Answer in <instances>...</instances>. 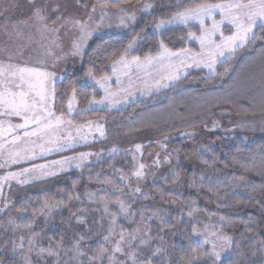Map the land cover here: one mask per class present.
<instances>
[{"label": "trees", "instance_id": "trees-1", "mask_svg": "<svg viewBox=\"0 0 264 264\" xmlns=\"http://www.w3.org/2000/svg\"><path fill=\"white\" fill-rule=\"evenodd\" d=\"M137 1H107V4L116 7ZM174 1H163L156 14L143 20L126 36L113 35L95 40L84 56L81 71L75 75L69 74L55 86V113L67 116V103L75 87V99L81 111L75 120L83 122L97 117L105 118L110 122V139L125 146L167 138L182 129L199 128L225 114L239 119L264 117V85L261 84L264 40H257L241 49L226 65L219 64L216 68L218 75L209 77L205 71H193L168 90L126 109L117 112L84 111L89 101L101 98V93L90 84L82 87L89 69L97 78L110 76L111 65L122 53L124 57L132 59L153 58L160 51L161 41L174 52L189 49L197 53L198 45L188 38L190 34L199 35V27L172 28L159 37L151 34L150 29L158 21L170 19L177 12L199 4L228 2L183 0L179 5H172ZM104 3L102 1L100 5ZM230 32L225 28V34ZM133 41L138 44L128 55L124 50ZM225 67L228 71H225ZM191 140L187 138L181 141ZM198 161L201 166L199 171L188 170L183 162H177L175 170L163 175L156 187H148L145 192L149 200L150 191L157 195L161 193L166 205L173 198L182 206L184 213H171L164 207L159 210L158 218L149 215L152 218L148 219L149 222L143 219L149 227V241L144 245L133 243L129 247L127 241L130 237L124 236L127 247L142 262L150 260L151 264H211L213 258L202 255L209 249L193 238V225L196 229L203 228L195 216L203 215L213 230L232 238L233 253L219 264H264V139L247 143L238 136L227 139L217 136L210 139ZM131 166V159L120 155L114 162L100 161L94 166H87L81 175L57 178L48 189L31 191L18 198L0 217V264H25L28 241L31 239L38 246L37 237L41 239L40 247L52 249V254L47 251L43 256L45 259L41 264H106L105 260L88 261L86 256L81 261L75 259L77 244H91L88 249L94 255L100 248L97 241L104 239L100 237L103 219L95 204L98 197L94 202L87 201V192L94 193L92 187L97 189L102 185L123 189L121 183L112 182L110 173L106 172L127 173ZM176 173L180 178L173 183ZM239 177L244 179L239 180ZM183 178V190L176 189ZM117 197L109 201L106 217L109 229L114 226L112 214L119 212ZM144 200L141 202L146 204ZM45 201L55 205L47 216L41 214ZM146 209L155 212L150 206ZM79 216L88 218L92 226L90 234L81 235L77 231L75 219ZM29 224L32 225L31 229L28 228ZM115 225L124 235L132 234L136 228L135 223L122 220H116ZM29 231L36 235L29 236ZM81 236L84 238L81 239ZM20 244L23 246L17 251ZM93 246L98 248L94 249Z\"/></svg>", "mask_w": 264, "mask_h": 264}, {"label": "rangeland", "instance_id": "rangeland-1", "mask_svg": "<svg viewBox=\"0 0 264 264\" xmlns=\"http://www.w3.org/2000/svg\"><path fill=\"white\" fill-rule=\"evenodd\" d=\"M105 0H34L36 6L45 7V22L48 24L49 29L59 28L58 31H44L40 23L36 22L33 17L34 7L33 2L30 0H0V61L5 63L9 62L8 57H12V63L25 64L28 66L36 67H45L48 71L56 73L54 87L61 83L62 80L69 74H77L81 71L84 61V56L88 51L91 44L97 40L105 37L117 35V36H126L133 29H135L143 20L156 14L163 4V1L166 0H139L133 2V4H121L116 7L106 5L101 8L100 3ZM108 2H118L120 0H107ZM183 0H175L172 5H179ZM151 4L152 7L147 10H142L143 5ZM96 6V11L92 12V7ZM54 11L53 9H57ZM118 8H124L127 10V14H135V21L127 22V27L120 25V19L117 14ZM107 12L108 16H105L103 21H101V13ZM62 17H72L81 20H87L88 16H92V20L89 21V24L93 27L99 25L96 31L93 33L91 38L88 39L87 43L83 47L82 56H72V43L78 39L79 31L78 29L72 28L70 25H65L64 27H59L63 23L62 20L57 21V16ZM170 19L167 20H171ZM215 19L220 20L219 12L216 13ZM166 20V21H167ZM53 21H56L54 24ZM159 22V21H158ZM157 22V23H158ZM212 19H205L204 27L211 28ZM197 26L200 29V34H192L193 37H199L202 35V29L199 22L190 20L186 25L185 24H169L161 30H156L155 25L150 29V33L159 37L166 30L179 27H190ZM225 28H228L231 32L230 34H225ZM220 31L223 32L224 36L231 35L234 29L226 21L221 25ZM189 41L195 42L199 51L197 53L186 49L189 53L193 55H198L201 51V45L199 40L190 37ZM214 41L219 43L220 32L218 31L215 36L212 37ZM138 42L136 41L133 44V47L128 51V55L132 53ZM51 50V55H48V51ZM161 50V49H160ZM174 52V51H173ZM179 52V51H175ZM60 57V59H56ZM156 57V56H155ZM153 57V58H155ZM126 61L130 63L129 67H124L121 65H116V71L113 72V65L110 67V76H107L108 87L110 91L118 92L120 96H123L124 93L119 90L129 87V82H133L134 96L128 98V102L117 105L114 108L102 107L98 104L90 105L88 104L85 112H117L123 109L128 108L131 105L136 104L139 101H143L150 97H153L161 92L168 90L170 87L175 85L179 80L186 77L189 73L193 71H205L208 76V69L200 66H192L184 68L183 71L187 75H182L181 78L174 82H169L168 80H161L160 77L163 74L162 70L156 66H150L148 68H137L134 63H131L134 59L124 57ZM43 61L44 64L41 65L39 62ZM141 62L145 60H140ZM55 62V66L53 63ZM219 65V63L216 65ZM97 78V77H96ZM102 77H98L100 79ZM119 78V83L117 79ZM160 81L161 84H167V87H152L150 94L142 95L141 92L144 89L145 84L155 85L156 81ZM97 91L101 93V100L105 96L104 89L99 85H95L94 82L89 83ZM73 97V95H72ZM72 97L67 103V116H62L64 121H72V124L69 125L65 123L61 126L62 134L71 132L73 136H77V128L81 127L83 129V134L87 136V141L80 140L77 136V139L73 142L74 146L66 148L64 151H53L52 153L42 155L40 149L36 148V155L34 158L22 161L19 164L6 165L3 168H0V176H5L8 172H18L23 168H31L34 164H47L52 160H61L64 157H76V160L67 167L66 170L60 171L57 175L53 176H43L35 179H29L27 183L21 184L16 180H9L3 182V187L0 189V217L4 212L21 196L35 190H44L51 187L54 184V180L63 176L71 175H81L82 171L87 166H94L100 161L109 160L114 162L120 155L128 157L132 161L131 169L127 173H119L116 171L108 170L106 173H110L109 179L112 182H120L123 189L118 188H108L107 185H102L97 189L92 187V192H87L88 200L94 202L98 197V201H95L97 208L103 219L102 224V235L100 237L108 236V241L105 242L104 239H99L97 244L99 247L104 246L108 249V252L105 253L102 261H106V264H110L108 256H113V264L116 261L120 264H133V260L129 255H124L121 253L113 254L112 248L115 246V243L120 240V234L123 233L116 228V220L126 221L128 223H135L136 228L132 234L124 235L125 237H130V240L135 244L144 245L149 241V227L148 224L143 222L145 218L148 221L151 220V217L158 218L159 210L164 208L171 213L183 214L184 209L182 206L173 198L169 200V204H165V200L160 193L157 195L155 192L150 191L149 197L150 200L145 196L146 189L148 187H156L159 184V180L163 175L170 174L174 169L177 162L182 163L183 166L188 170H197L201 169L199 164V155L202 153V150L206 148L209 144L210 139L214 137L221 138H231L238 136L245 140L247 143L254 142L256 140L264 139V117L252 118V119H239L235 117H230L228 114H225L222 118H215L209 124H205L199 128H193L188 131L182 129L178 133H173L174 135H168L167 138H159L152 142H141L137 143L141 145L139 152L136 151L135 145L125 146L121 142L112 141L110 131L108 127L110 122L105 118L97 117L93 119H88L85 121H76L75 118L80 114L78 108V103L75 101L72 103V109L69 111V103L72 101ZM96 100V101H99ZM52 108H54V99L51 102ZM57 115V114H56ZM61 116V115H57ZM0 119H5L0 117ZM11 123H22L21 120L17 117L7 118ZM99 125L103 128L104 136H101L98 131H96V126ZM112 129V128H111ZM109 131V132H108ZM185 133H193V135H185ZM20 135L23 134V130H20ZM192 138L191 141H181L183 139ZM11 139V137H8ZM38 143H43L39 141L37 137L31 138ZM130 140V139H129ZM131 141V140H130ZM173 141H180L179 143H173ZM215 145L218 146V143L215 142ZM7 148L12 147H24L21 143L18 146L7 145ZM115 148L117 151L112 152V149ZM86 152L92 153L81 163L79 160V153ZM167 157V160H165ZM4 158H7V151L4 153ZM159 159V163L156 161ZM4 161L0 159V163ZM77 163H80V167H77ZM143 163L145 168L143 169L144 175L142 178H137L133 175V172L139 168V165ZM113 166V165H112ZM31 176L32 173L26 174ZM185 176V175H184ZM124 177V179H121ZM25 177H20L24 179ZM58 180V179H57ZM184 178L181 179L180 183L177 184L176 189L183 190ZM139 187L140 191L136 192L135 189ZM127 188L124 192V189ZM124 192V193H123ZM90 194H92L90 196ZM118 196V197H117ZM118 206V214H112L114 226L109 231V225L106 220L108 216L105 211V205L109 209V201L115 199ZM159 198V199H158ZM145 199L146 204H143L141 201ZM118 201H122L127 208V212H121ZM154 208L155 212H150L146 208ZM149 215L151 217H149ZM149 217V218H148ZM198 222L202 223L203 228L196 229V233H193V238L196 242L203 244L205 247L211 251V244H205L204 238L207 237L210 241H216L219 250V245L222 241L218 240L217 237L222 235H227L221 231L213 230L208 219L203 215H196ZM75 226L77 231L81 235H88L91 233L92 226L86 216H79L75 219ZM109 229V230H108ZM42 230V229H41ZM212 233H216L215 236ZM66 232L64 233V235ZM135 237L132 240V237ZM38 238V246L34 245L31 251L26 252L25 258L27 257V264H41L44 261V257L47 254V251L41 253V239ZM145 241L146 243H141ZM91 244L87 243L84 246L79 245V250L84 255H80L77 250L75 253V259L81 261L83 256H86V260H89V257L93 256V253L89 251ZM121 247L125 253H135L127 247L126 241L121 243ZM21 244L17 246L16 250L21 249ZM93 248H98L94 247ZM91 249V248H90ZM95 253V251H94ZM233 253L232 244L231 246L221 253V258L219 261H214L211 264H219L221 260L230 257ZM44 256V257H43ZM135 259L138 262H141L142 259L135 253ZM43 260V261H42ZM97 259L95 261L98 262ZM94 261V262H95ZM26 264V260H25Z\"/></svg>", "mask_w": 264, "mask_h": 264}, {"label": "snow or ice", "instance_id": "snow-or-ice-1", "mask_svg": "<svg viewBox=\"0 0 264 264\" xmlns=\"http://www.w3.org/2000/svg\"><path fill=\"white\" fill-rule=\"evenodd\" d=\"M33 2L34 12L33 17L36 22L40 23L44 31L56 32L59 28L49 29L48 24L45 22V7L36 6L34 0ZM79 3V0H77ZM99 3V0H98ZM107 5V0L104 4H101V8ZM152 7L151 4L143 5L142 10H147ZM58 11L57 9H53ZM96 11V6L92 7V12ZM219 12L220 20L215 19L216 13ZM117 14L120 19V25L127 27V22L135 21V14L128 15L127 10L124 8H118ZM108 16L107 12L101 13V21L104 17ZM205 19H212L211 28L204 27ZM56 20H62L63 23L59 27H64L65 25H70L74 29H78L79 37L72 43V56H82L83 47L87 43L88 39L91 38L93 33L99 27H95L89 24V21L92 20V16L89 15L87 20L76 19L72 17H62L57 16ZM190 20H194L200 23L202 29V35L199 37H193L190 34V37L199 40L201 45V51L198 55H193L187 50L181 49L179 52H173L170 50L163 41L160 42V51L157 53L155 58H145V61L141 62L139 57H135L131 63H134L137 68H148L150 66H156L162 70L161 80H168L169 82L177 81L181 78L182 75H187L183 71L187 67H200L203 66L208 69L209 77L218 75L216 71V65L219 63L221 65H226L228 61L235 58V55L238 51L245 48L246 46L254 43L257 40H264V0H228L224 3L216 4H199L194 8L187 9L182 12H177L171 20H160L155 24L156 30H161L169 24H187ZM225 21L232 26L234 31L231 35L224 36L223 32L220 31V27ZM55 24L56 21H53ZM220 32L219 43L212 39L217 32ZM260 33L259 35L257 33ZM135 42L133 41L128 45V48L125 49L127 53ZM51 50L48 51V55H51ZM56 59H60L57 57ZM7 63L0 61V117L5 119H0V159L4 162L0 163V168L5 167L6 165L19 164L22 161L32 159L36 155V148L40 149L42 155L52 153L53 151H64L68 147L74 146L73 142L77 139V136L80 140L87 141V136L83 134V129L81 127L77 128V136H73L69 131L66 134H62L61 126L65 123L71 125L72 121H64L62 116H57L55 111L52 108V100L55 97V78L56 73L48 71L45 67H36L28 66L27 63L21 65L18 63H12V57H8ZM41 65L44 64L43 61L39 62ZM116 65H121L124 67H129L130 63L124 59V54L122 53L120 58L114 61L113 72L116 71ZM55 66V62L53 63ZM225 71H228L225 67ZM84 84L82 87H87L90 82H94L95 85H99L104 89L105 96L96 101L95 99L89 101L90 105L98 104L106 108H114L119 104L128 102L129 97L134 96L133 82H129L128 88H121L119 91L123 92L124 95L120 96L118 92L110 91L108 87V77L104 76L100 79H97L93 74L92 70L86 73V76L83 78ZM119 83V78L117 79ZM261 84L264 85V68H262V77ZM167 84H161L160 81H156L155 85L145 84L142 95L150 94L152 87H167ZM95 91V89H93ZM72 101L69 103V111L72 109V103L75 101L76 88H72ZM17 117L22 123H11L7 118ZM20 130H23V134L20 135ZM96 131L100 133L101 136H104L103 128L99 125L96 126ZM185 135H193V133H185ZM11 137V139H8ZM32 137H37L39 141L43 143H38L37 141L32 140ZM23 144L24 147H12L7 148V145L18 146ZM136 151L139 152L141 145L137 144L135 146ZM7 151V158H4V153ZM117 151L115 148L112 149V152ZM89 155L92 153L81 152L79 153V160L82 163ZM76 157H64L61 160H52L47 164H34L31 168H23L18 172H8L5 176H0V189L3 187V182L9 180H16L18 183L24 184L27 183L29 179H35L43 176H53L57 175L60 171H64L69 167ZM167 160V157H165ZM207 163V161H205ZM159 163V159L156 161ZM215 163V161H212ZM77 167H80V163H77ZM227 166V165H226ZM145 165L141 163L139 168L133 172V175L137 178H142L144 175L143 169ZM32 173L31 176L26 174ZM20 177H25L20 179ZM179 173H176L173 183H176L179 180ZM124 179V177H121ZM203 179V177H201ZM239 180H243L244 177H239ZM136 192L140 191V188L135 189ZM92 194H90L91 196ZM77 199L79 197H76ZM72 199V197H69ZM120 211L127 212L122 201H118ZM55 205L50 204L45 201L41 207L42 215H49L51 208ZM19 211H24L20 209ZM105 211H108L107 205H105ZM12 221H10L11 223ZM32 225L29 224L28 228L31 229ZM111 231V229L109 230ZM249 231H251L249 229ZM193 233H196L195 225H193ZM29 236H35L36 233L29 231ZM213 236L216 233H212ZM84 237L81 236V239ZM108 236L104 237L105 242L108 241ZM135 237H132L134 240ZM218 240L222 241L219 245V250H217L218 245L216 241H210L207 237L204 238L205 244H211V251H205L202 253L204 256L214 258V261H219L221 258V253L226 251L232 244V238L227 235H222L217 237ZM23 240V237H21ZM125 241L123 233L120 234V240L115 243V246L112 248L113 254L121 253L124 255H129L133 264H141L135 259V253H125L121 247V243ZM129 247L132 246L131 240L127 241ZM141 243H146L141 241ZM29 251L34 247L33 241L30 239L28 241ZM23 245L21 244V247ZM59 247V245H58ZM15 250V249H14ZM76 250L80 255L85 253L79 250L78 244L76 245ZM48 251L49 254H52V249H40V252L43 253ZM159 251V249H157ZM108 252V249L104 246H101L97 252L89 257L90 261H95L97 259H103L105 253ZM110 264H113V256L107 257ZM27 264V257L25 258ZM115 264H120L116 261ZM142 264H151V261H144Z\"/></svg>", "mask_w": 264, "mask_h": 264}]
</instances>
